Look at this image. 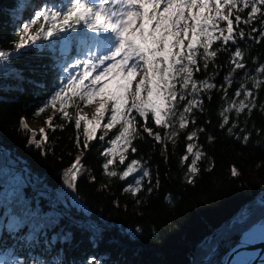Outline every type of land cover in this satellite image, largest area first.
<instances>
[{"label":"trees","instance_id":"obj_1","mask_svg":"<svg viewBox=\"0 0 264 264\" xmlns=\"http://www.w3.org/2000/svg\"><path fill=\"white\" fill-rule=\"evenodd\" d=\"M94 9L0 0V255L21 264H220L264 223V0H226L224 34L182 28L169 59L167 31L153 39L152 61L138 43L142 77L125 122L107 135L82 114L90 96L76 74L98 33ZM120 155L144 171L137 194Z\"/></svg>","mask_w":264,"mask_h":264},{"label":"rangeland","instance_id":"obj_2","mask_svg":"<svg viewBox=\"0 0 264 264\" xmlns=\"http://www.w3.org/2000/svg\"><path fill=\"white\" fill-rule=\"evenodd\" d=\"M115 1L117 5L113 8L111 0H95L96 6L99 8L98 11L109 16L115 23L113 35L106 38L101 36L96 44L105 45L114 56L108 55V57L97 64H94L92 59L90 60L86 56L81 59L79 64V67L84 72L81 76L86 77L83 79L85 81V92L89 94L91 103L88 109L82 111V114L91 123L99 124V131L106 135L111 133L122 122H125L124 109L129 105L130 94L133 95L135 84L142 76V66L139 65V60H132L131 66L128 67L127 65L128 58L126 56L129 52L130 44L139 38L142 33L145 35L151 33L155 38L154 32L160 33V28H165L168 32L166 38H169V41H173L182 28L191 26H204L202 30L211 40H215L217 36L224 34L223 26L219 25V19L222 18V14L219 11L224 7L226 0H205L204 6L196 3V7H193V0H182L181 2L178 0H165L162 4H159L158 14L152 13L149 16L140 14L139 9H136L135 5L131 4L134 0ZM136 1H139L140 5H142L141 0ZM250 1L246 0L247 3ZM106 2H108V5H106ZM204 19L207 21L205 22ZM45 22L46 27L43 35L48 33L47 24L49 19L46 18ZM32 24L33 22H30L28 27L21 31L20 39L22 44L26 43V35L32 29ZM124 44L127 46H124ZM168 47L172 50L175 49V45L170 42ZM95 49L96 46L89 51L92 50V53H95ZM125 49L126 52H124ZM58 110L60 111V109ZM29 124L36 131L44 132L46 130L45 125L41 121H32ZM123 133L124 136L128 137L131 131H123ZM118 152L119 150L117 154ZM118 162L125 167V176L130 177L129 184L132 191L135 194L139 193L141 191V183L139 182L144 179V171L135 173L138 170L137 167L134 165L129 166L125 163V155L118 156ZM146 183L148 184V180ZM18 226L16 221H10L8 225L10 229H17ZM0 264L21 263L16 260L8 261L3 255H0Z\"/></svg>","mask_w":264,"mask_h":264},{"label":"bare ground","instance_id":"obj_3","mask_svg":"<svg viewBox=\"0 0 264 264\" xmlns=\"http://www.w3.org/2000/svg\"><path fill=\"white\" fill-rule=\"evenodd\" d=\"M264 242V223L256 224L248 229L241 237L239 244L234 247L230 255H225L224 258L228 264H245L250 258L251 248L244 245L257 244ZM240 250V251H239ZM237 251L239 253L232 257Z\"/></svg>","mask_w":264,"mask_h":264},{"label":"water","instance_id":"obj_4","mask_svg":"<svg viewBox=\"0 0 264 264\" xmlns=\"http://www.w3.org/2000/svg\"><path fill=\"white\" fill-rule=\"evenodd\" d=\"M241 237H240L239 241L235 245H233L231 248H229V250L225 253V255H230L231 254L232 249L239 244V242L241 240ZM244 246L251 248V251H252V254H251L250 258L248 259V261L245 264H264V242L257 243V244L244 245ZM239 251H237L235 254H233L232 257L237 255L239 253ZM224 256H223L220 264H228V261H226ZM190 260H191V257H190Z\"/></svg>","mask_w":264,"mask_h":264}]
</instances>
